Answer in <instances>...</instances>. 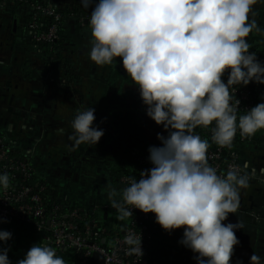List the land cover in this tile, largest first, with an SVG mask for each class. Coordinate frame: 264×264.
I'll return each mask as SVG.
<instances>
[{"label":"clouds","instance_id":"clouds-1","mask_svg":"<svg viewBox=\"0 0 264 264\" xmlns=\"http://www.w3.org/2000/svg\"><path fill=\"white\" fill-rule=\"evenodd\" d=\"M92 3L81 0L85 9ZM257 4L264 0H99L90 15V60L102 67L122 58L147 116L169 133H158L162 146L148 149L154 167L142 171L122 193L108 192L111 206L121 221L139 209L154 213L169 233L183 227L178 243L198 254L197 264H230L240 243L235 230L244 228L242 220L222 222L239 211L241 190L249 187L255 169L248 172L245 162L218 175L208 162L209 142L195 129L214 124L211 139L222 148L231 147L238 129L242 138L264 129V103L238 118L240 101L233 102L230 92L237 85L264 84V62L249 51L246 40L254 31L264 32L250 20ZM94 112L90 107L73 119L68 137L73 150L94 146L104 135L93 126ZM9 186L7 173H0V189ZM11 238V232L0 230V241ZM125 243L129 254L143 256L141 234H126ZM8 251L0 248V264H12ZM17 264L66 262L45 243L33 245ZM249 264H264V258L253 254Z\"/></svg>","mask_w":264,"mask_h":264},{"label":"crops","instance_id":"crops-1","mask_svg":"<svg viewBox=\"0 0 264 264\" xmlns=\"http://www.w3.org/2000/svg\"><path fill=\"white\" fill-rule=\"evenodd\" d=\"M53 1L73 12L66 19L62 45L54 51L33 42L29 6L11 8L0 19V136L30 159L37 177L55 188L58 200L91 209L109 200V172L126 164V149L147 147L150 133L165 137L169 133L154 121L150 123L155 125L153 130H143L142 124L150 118L147 106L123 68L122 58L102 67L90 60L91 29L89 22L81 20L85 12L93 11L95 0L87 9L81 0ZM253 8L255 16L250 15V20L264 29V4ZM249 36L253 44L264 48V32ZM251 83L259 103H264V84ZM90 107L95 109L93 126L104 135L94 146L82 144L73 150L68 139L71 123L79 111ZM239 158L242 165L249 164L248 172L255 169V177L241 190L239 211L222 223L243 221L244 228L235 230L240 243L234 246L230 264H249L253 254L264 258V129L242 146ZM0 230L12 233L6 243L0 241V248H9L12 264L33 245L47 244L46 234L16 221L0 222ZM188 250L195 259L198 254Z\"/></svg>","mask_w":264,"mask_h":264},{"label":"built area","instance_id":"built-area-1","mask_svg":"<svg viewBox=\"0 0 264 264\" xmlns=\"http://www.w3.org/2000/svg\"><path fill=\"white\" fill-rule=\"evenodd\" d=\"M14 5L29 6L31 8L33 18L30 24L31 30H36L40 26L41 21L38 19L40 14H45L54 19L55 24L51 25L47 31L36 33L33 36L35 41L53 43L60 39L57 24L62 20L63 15L59 3L53 0H0V19H3L4 14L11 10ZM90 15L82 18L81 22H89ZM263 50L264 48L254 44V48L250 52H254L257 59L264 62ZM248 86L241 89L235 87L230 90L233 102L240 101L238 111L240 109L246 111L250 109L249 106H243L244 102L250 100L252 95ZM213 127L209 131L210 138L212 137ZM238 133L240 132L237 131L236 135ZM5 142L4 138H0V162H7V165L0 167V173L5 171L20 172L24 174L25 178H28L30 176L28 160L20 161L9 158V152L13 148ZM247 142L236 144L231 154L225 158L224 148L226 147L222 148L215 144V148H208V162L217 170L218 175H226L230 165L243 166L232 157H239L240 149ZM133 149L131 157L137 166L132 169V174L121 177L120 182L125 188L130 186L131 180L138 181L141 178L142 171L154 167L149 161L148 152L139 147ZM224 159L226 162H224ZM136 173H138L139 178L133 177ZM45 190V186H40L38 192L35 193L33 188L23 186L19 190L13 191L11 183L7 190L0 189V222L16 221L24 226L43 232L46 234L47 245L54 248L56 255L62 257L66 264H98L91 262L95 253L103 258L102 264H156L149 262L146 256V250L152 239L148 221L155 217L154 213L145 214L139 209H133L132 218L129 217L121 221L117 219V209L111 206L109 200H105V202L91 209L82 204H74V207L64 218L58 214V207L49 211L46 209L42 197V192ZM117 192L122 193L119 190ZM116 199L120 200L121 197L117 196ZM128 207L131 208V206ZM99 211L114 214L115 218L111 224L104 225L97 220L95 214ZM85 220L87 226L82 229L79 223ZM128 233H135L137 237L141 234L144 253L142 257L129 254L128 246L125 243V236ZM67 251L70 253H66Z\"/></svg>","mask_w":264,"mask_h":264},{"label":"trees","instance_id":"trees-1","mask_svg":"<svg viewBox=\"0 0 264 264\" xmlns=\"http://www.w3.org/2000/svg\"><path fill=\"white\" fill-rule=\"evenodd\" d=\"M95 2L98 3L99 0H95ZM17 6L18 5H14L12 6V8H16ZM61 12L63 15L62 20L57 24L59 34H60V39L53 43L37 42L34 40L33 36L36 33L39 34V33L47 31L51 25L55 24L54 19L50 16H46L45 14H40L38 16V19L41 21L40 26L36 30H31L30 24L33 18L32 16L30 17L28 21V30L31 32V38L33 42L36 45H38L41 49H45V50L52 49L54 51L62 45V42L64 40L63 38L65 37L64 36V31H65L64 25H65L66 19L73 12L71 11L67 12L63 9L61 10ZM91 12L92 11L85 12L83 18L86 16H89ZM246 40L251 45L249 51L253 50L254 44L252 43V38L248 36L246 37ZM262 54H264V50ZM227 76H228V73H225L224 77H222L225 83L227 82ZM248 85H249L248 88L251 90L252 95H251L250 100L244 102L243 106L244 107L249 106L251 109L252 107L256 106L259 103V95H258V91L256 87L254 86V84L250 82ZM235 87L241 89L244 86L239 87L237 85V86H234L233 88ZM246 113L247 111L245 109H240L238 111V118L240 115H245ZM146 122L148 124L147 123H145L144 125L142 124L143 130L147 132L149 130H153L155 125H150V123H152L153 120L151 118H146ZM213 126L215 125L213 124L209 126L208 128L197 127L195 129V134L200 135L202 139L208 140L210 148L216 147L215 143L212 142L210 135H209V131ZM237 131L239 132V129ZM253 137L242 138L240 136V133H238L236 137L234 138V141L231 147L224 148V158L231 154L236 144L250 141ZM0 138H4V137L0 136ZM148 139L150 143L146 148H144V151L149 153L148 151L149 147L159 144L160 140L157 138L156 132L150 133V135L148 136ZM4 140L6 141L5 143L8 146H10L6 138H4ZM159 145L162 146V144H159ZM133 150H134L133 148H128L125 150L126 164L119 171L109 172V175L111 176L112 188L116 190L123 191L125 189V187L120 182L121 177L132 174V171H133L132 169L134 168V166H137L136 162H134L133 158L131 157ZM10 157L16 160H20V161L28 160L29 165H30V170H29L30 176L28 178H25L24 174L20 172H12V171L1 172V173H7V175L9 176V182L11 183L12 190L13 191L19 190L21 187L27 186V187L33 188L34 192L36 193L38 192L40 186H45L46 190L42 192V197H43L44 205L46 209L49 211V210H54L56 207H58V214L62 215L65 218V216L68 215V213L71 211V209L74 207V204L76 203H71L72 201L69 202V201L58 200L55 188L51 186L50 184L44 182L43 180H40L37 177L35 169L32 165V162L21 151L17 149H13L11 152H9V158ZM232 158L235 159L236 162L241 164L239 157L237 158L232 157ZM224 162H226L225 159H224ZM2 165H7V162L6 161L0 162V167ZM133 177L139 178L138 173L134 174ZM95 215L97 217V220H99L104 225L111 224L113 217H114V214L112 212L108 213L107 219L104 217L103 212L99 211ZM88 217L91 219L90 216ZM130 218H132V216H130ZM79 225L82 229H84L87 226V221L85 220L84 222L79 223ZM148 226H149V231L152 234L150 245L146 250V256L149 262L156 263V264H197L196 259H194V257L191 256V254H189L188 248L178 243L183 238V231H184L183 227L180 229H175L169 233L168 231H165L156 222L155 217L148 221Z\"/></svg>","mask_w":264,"mask_h":264},{"label":"water","instance_id":"water-1","mask_svg":"<svg viewBox=\"0 0 264 264\" xmlns=\"http://www.w3.org/2000/svg\"><path fill=\"white\" fill-rule=\"evenodd\" d=\"M106 214H108V213H106ZM91 262L92 263L102 264L103 263V258L99 254L95 253L94 256L91 259Z\"/></svg>","mask_w":264,"mask_h":264},{"label":"flooded vegetation","instance_id":"flooded-vegetation-1","mask_svg":"<svg viewBox=\"0 0 264 264\" xmlns=\"http://www.w3.org/2000/svg\"><path fill=\"white\" fill-rule=\"evenodd\" d=\"M254 138V137H253ZM253 138L250 140V141H252L253 140ZM250 141H248V142H250ZM139 148H141V149H143L144 150V148H146V147H140V146H138Z\"/></svg>","mask_w":264,"mask_h":264},{"label":"rangeland","instance_id":"rangeland-1","mask_svg":"<svg viewBox=\"0 0 264 264\" xmlns=\"http://www.w3.org/2000/svg\"><path fill=\"white\" fill-rule=\"evenodd\" d=\"M145 134H147V133H145Z\"/></svg>","mask_w":264,"mask_h":264}]
</instances>
